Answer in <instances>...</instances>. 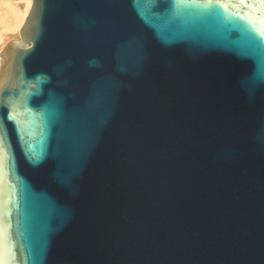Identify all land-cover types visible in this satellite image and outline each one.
I'll use <instances>...</instances> for the list:
<instances>
[{"label":"water","instance_id":"1","mask_svg":"<svg viewBox=\"0 0 264 264\" xmlns=\"http://www.w3.org/2000/svg\"><path fill=\"white\" fill-rule=\"evenodd\" d=\"M32 1L0 53L3 264H264V8Z\"/></svg>","mask_w":264,"mask_h":264},{"label":"bare ground","instance_id":"2","mask_svg":"<svg viewBox=\"0 0 264 264\" xmlns=\"http://www.w3.org/2000/svg\"><path fill=\"white\" fill-rule=\"evenodd\" d=\"M32 0H0V53L23 27Z\"/></svg>","mask_w":264,"mask_h":264},{"label":"snow or ice","instance_id":"3","mask_svg":"<svg viewBox=\"0 0 264 264\" xmlns=\"http://www.w3.org/2000/svg\"><path fill=\"white\" fill-rule=\"evenodd\" d=\"M228 3H234L237 2V0H226ZM240 4H247L249 3V0H238ZM259 4L262 8H264V0H253L252 6L255 7V4ZM0 264H3V260L0 259Z\"/></svg>","mask_w":264,"mask_h":264},{"label":"flooded vegetation","instance_id":"4","mask_svg":"<svg viewBox=\"0 0 264 264\" xmlns=\"http://www.w3.org/2000/svg\"><path fill=\"white\" fill-rule=\"evenodd\" d=\"M224 1H226V0H224Z\"/></svg>","mask_w":264,"mask_h":264}]
</instances>
